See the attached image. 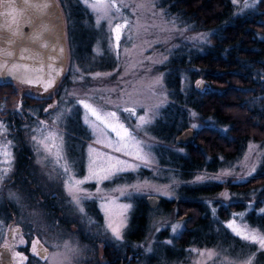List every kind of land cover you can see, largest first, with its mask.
<instances>
[{
  "label": "rangeland",
  "instance_id": "rangeland-1",
  "mask_svg": "<svg viewBox=\"0 0 264 264\" xmlns=\"http://www.w3.org/2000/svg\"><path fill=\"white\" fill-rule=\"evenodd\" d=\"M78 2L83 11L82 25L70 26L73 20L64 17L69 59L62 78L45 92L11 80L17 89L12 107L16 108L21 99L18 106L26 116L15 123L13 131L0 114V170L8 169L0 180V242L6 237L8 224L19 225L20 231L15 234L24 259L18 264H101L107 259L104 255L107 245L126 241L135 198L144 200L146 194H156L171 199L180 195L181 185L211 184L227 177L240 181L264 171L261 166L264 139L251 137L240 144L236 155L227 162L218 156L214 169H196L182 176L170 166V160L183 153L184 146L156 133L168 130L167 124L161 123V112L173 99L170 91L174 85L170 84L169 88L165 80V71L172 68H160V65L175 59L183 62L173 73L179 74L178 87L186 88L188 70H185L190 67V58L208 48L211 30L192 31L191 23L176 24V17L163 14L158 0H114L115 8L110 7L113 0H104V6L99 9L90 7L93 0ZM235 3L240 8L246 7L245 0ZM87 13L91 14L92 23L87 20ZM116 25L122 26L119 33L113 31ZM89 35L96 38L87 41ZM79 38L84 40L83 47L79 46ZM88 47L90 55H86ZM262 75L263 71L255 79L262 88L259 97L264 96ZM190 82L195 86L194 81ZM19 93L48 99L44 105L34 102L26 107ZM84 104L96 109L101 119L92 115ZM182 109L183 121L193 129L201 124L213 125L208 116L196 120L197 109ZM108 125L121 131V135ZM119 125L128 130V136L123 135ZM5 151L10 154L7 157L10 164L2 163L6 159ZM209 160V156L205 157V161ZM20 161L22 168L18 170ZM90 165L99 176L108 174L109 170L114 174L108 179L99 176L86 179ZM118 168L123 171H117ZM76 181H84L77 185L80 191L74 193L78 203L69 192ZM233 196L238 194L226 188L214 192L205 202L209 214L214 218L216 202L227 204ZM254 197L251 194L243 209L230 210L220 222L215 218L228 235L245 241V248L250 251L245 252L234 243L220 244L223 241L213 236L209 239L212 244L191 243L183 249L184 256L167 259L163 252L165 244L171 245L183 221L168 217L164 211L160 214L157 209L163 206H158L146 211V226L139 241H133L131 246L135 258L127 257L122 264H247L249 260L251 264H264V248L233 231L237 228L264 234V229L245 219ZM109 223L120 225V239L113 235ZM176 225L180 228L174 232ZM164 226H167L165 236L158 239V232ZM78 235L84 239L79 241Z\"/></svg>",
  "mask_w": 264,
  "mask_h": 264
},
{
  "label": "trees",
  "instance_id": "trees-1",
  "mask_svg": "<svg viewBox=\"0 0 264 264\" xmlns=\"http://www.w3.org/2000/svg\"><path fill=\"white\" fill-rule=\"evenodd\" d=\"M68 1L76 2L77 0ZM158 1L164 15L170 18L176 17V24L185 26L191 23L189 29L192 31L211 30L208 33L210 41L208 48L190 58V67L185 70H188L186 88L178 87L179 74L176 71L173 73L178 67H182L183 62L179 63L178 59H175L160 65V68L166 66L172 68L167 73L165 71V80L169 88L170 84L174 85L170 91L173 99L161 112L163 121L161 123L167 124L168 131H156V133L164 134L166 140H172L173 134L179 131L181 126L187 125V122L183 121L182 107L190 110L197 109L199 115H194L196 120H200L202 116H208L213 122V125L201 124L197 127L192 142L184 145L181 151L183 153L174 155L170 160V166L180 175L186 176L196 169H214V160L218 156L224 159L222 162H227L236 155L240 144L245 139L251 137L264 139V96H258L262 93V88L257 86L255 80L262 71L264 72V0H255L253 7L242 8L233 0ZM81 17L72 19L73 22H69L70 26L73 23L81 25L79 23ZM83 42L84 40L79 38V46L83 47ZM83 50L85 51V48ZM88 54H91L90 47L86 52V55ZM198 76L208 80L209 86L203 90L196 88L190 81ZM261 78L264 79V75ZM16 96L17 89L11 82L0 83V114L6 118L13 131H15V123L26 116L21 108V112H17L16 108L12 107ZM21 96L23 105L26 107L38 102V99L30 95L21 94ZM169 133L171 134L168 135ZM207 156L211 160L205 161ZM161 160L165 159L161 158ZM21 162H18V170L22 168ZM261 166H264V155ZM263 184L264 171H257L240 181L227 177L211 184L181 185L178 187L180 192L178 197L162 198L159 206L163 207L161 210L157 209L160 214L164 211L167 212L168 217H178L183 221V226L172 237L171 245L165 244L164 257L170 259L179 255L184 256L183 249L191 243L210 245L212 242L209 239L213 236L218 241H223L219 242L220 244L234 243L242 247L245 252L250 251L251 249L245 248L247 246L245 241L231 234L228 235L224 228L217 225V221L220 222L228 216L230 210L243 209L247 203L245 200L254 194L253 207L246 212L245 219L263 231ZM222 188L236 192L238 196H233L227 204L222 201L216 202L213 218L205 202L206 199L214 196V192ZM233 198L238 200L233 202ZM147 210L151 209L146 207L144 200L136 202L129 217V228L125 233L126 241L121 245L113 244V242L107 245L104 254L107 258H122L116 261H122V263L127 257L129 260L135 258L136 253L132 252L131 246L133 241H139L140 232L146 226ZM8 218L9 215L5 216V220ZM165 231L167 226L159 230L157 238H163Z\"/></svg>",
  "mask_w": 264,
  "mask_h": 264
},
{
  "label": "water",
  "instance_id": "water-1",
  "mask_svg": "<svg viewBox=\"0 0 264 264\" xmlns=\"http://www.w3.org/2000/svg\"><path fill=\"white\" fill-rule=\"evenodd\" d=\"M20 7L24 11L19 14L13 6L0 7V72L11 73L0 79H27L45 87L46 82L56 80L63 68L65 53L60 12L54 0H29V6L21 3ZM8 35L12 36L10 42L4 39ZM203 83L199 81L198 86ZM192 136L193 130L186 127L175 140L188 142ZM159 200L156 195L146 197L150 208ZM19 231V225H13L8 234L12 237ZM8 248L5 244L0 246V264H13Z\"/></svg>",
  "mask_w": 264,
  "mask_h": 264
},
{
  "label": "snow or ice",
  "instance_id": "snow-or-ice-1",
  "mask_svg": "<svg viewBox=\"0 0 264 264\" xmlns=\"http://www.w3.org/2000/svg\"><path fill=\"white\" fill-rule=\"evenodd\" d=\"M85 2L87 3V0H85ZM233 2L235 3L236 0H233ZM21 3L23 5H25V6H29V0H0V7L13 6V10L19 14V13L24 11V9L20 7ZM254 4H255V0H252L251 4L248 3V0H245V6L246 7H253ZM102 6H104V0H93V2L90 5V7H92L93 9H99ZM45 7H47V5H45ZM110 7H113V8L117 7V5L115 4L114 0H113V3H111ZM3 14H8V13H3ZM121 27H122L121 25H116V27L113 29V31L116 32V33H119L120 30H121ZM4 39H5L6 42H10L11 39H12V36L11 35L5 36ZM116 39L119 40V35H117ZM8 55H11V53H8ZM10 74L11 73H9V72H0V76H6V75H10ZM97 75H99V74H97ZM22 82L32 83L33 81L25 79ZM53 83H54V80L46 82L45 90L47 91V89L49 87H51ZM84 107L86 109H88L89 112L92 115L96 116L97 119H101V117L97 113L96 109H94L91 105L84 104ZM126 111H132V110L131 109H127ZM110 115L114 116L115 113H111ZM142 122H144L143 119H142ZM108 126L109 127H113L112 125H108ZM193 127H197V126L193 125ZM119 128L122 130V133H123L124 136H128L129 135L128 130L126 128H124L123 125H119ZM113 131H116L118 136L121 135V131H117V129L115 127H113ZM116 151H120V149L117 148ZM4 156L6 157V159L2 163L10 164L11 161L9 159H7V157H9L10 154L7 151H5L4 152ZM117 171H123V169L122 168H118ZM7 172H8V169L0 170V180H2L5 175H7ZM89 172H90V175L86 179H92V178H96L97 176H99V173H97L96 170L91 165H90V168H89ZM111 174H114V173H112L109 170L108 174L99 176V178L100 179H108L109 175H111ZM82 183H84V181H76L75 184H73V185H71L69 187V192H70V194H73V199L76 200L77 203L79 202V199H78V197L76 195H74V193L80 191V189L77 187V185L82 184ZM81 211H82V209H81ZM108 227L112 230L113 235L117 239L121 238L120 225L114 226L112 223H109ZM229 227H232V225L230 224ZM179 228H180V225H176V226L173 227V231L175 232ZM233 231H235L237 233V235H241L242 239L251 241L252 243H255V244H259L261 248H264V234H261V233H258V232H254V231L253 232H248L247 230H243L242 231V230H239L237 228H233ZM33 251H36L35 245L33 246ZM247 264H251V260H249L247 262Z\"/></svg>",
  "mask_w": 264,
  "mask_h": 264
},
{
  "label": "flooded vegetation",
  "instance_id": "flooded-vegetation-1",
  "mask_svg": "<svg viewBox=\"0 0 264 264\" xmlns=\"http://www.w3.org/2000/svg\"><path fill=\"white\" fill-rule=\"evenodd\" d=\"M79 239V241H81V240H83L84 239V237H80V238H78ZM35 242V241H34ZM12 251H14V249H12ZM13 254V253H12ZM117 260H122V258H116V257H114V258H107V259H105V261H103L101 264H106V263H122V261H118V262H116Z\"/></svg>",
  "mask_w": 264,
  "mask_h": 264
}]
</instances>
